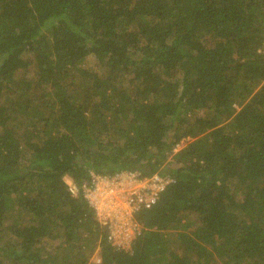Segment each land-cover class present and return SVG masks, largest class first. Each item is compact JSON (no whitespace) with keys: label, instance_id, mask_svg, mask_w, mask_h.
<instances>
[{"label":"trees","instance_id":"1","mask_svg":"<svg viewBox=\"0 0 264 264\" xmlns=\"http://www.w3.org/2000/svg\"><path fill=\"white\" fill-rule=\"evenodd\" d=\"M186 136L117 248L65 175L150 174ZM99 237L89 264H264V0H0V264Z\"/></svg>","mask_w":264,"mask_h":264},{"label":"built area","instance_id":"2","mask_svg":"<svg viewBox=\"0 0 264 264\" xmlns=\"http://www.w3.org/2000/svg\"><path fill=\"white\" fill-rule=\"evenodd\" d=\"M171 180L160 172L143 174L138 169H126L117 173L91 170L82 182L73 177L66 182L73 195L82 194L95 209L101 230L107 232L111 243L129 249L141 233L136 212L155 204Z\"/></svg>","mask_w":264,"mask_h":264},{"label":"rangeland","instance_id":"3","mask_svg":"<svg viewBox=\"0 0 264 264\" xmlns=\"http://www.w3.org/2000/svg\"><path fill=\"white\" fill-rule=\"evenodd\" d=\"M82 66L85 68H88L90 70H96V71H100V72L108 71L107 66L104 64H101L99 62L98 58L94 54H89L87 56L86 60L84 61V63L82 64ZM31 73H33V71ZM27 76H28V74L27 75H20L19 78L23 79L25 77V79H26ZM29 76H30V78L34 77V73L32 75L30 74ZM127 83L132 84V80H129V78H128L126 84ZM26 91H27L28 95L30 96V98H32L34 96V91L32 90V88L26 87ZM192 140H193V137H190V136H186L183 139H181L180 142H178L176 144V146L173 148V150H171L169 152L167 158H165V160H163L161 167L158 170L154 171L153 173H156V172L159 173L161 171H165L166 169H164V168L170 167V165L176 167L179 164V162L177 161V157H176L175 153L177 151H179L180 149H182L183 147H185ZM64 178L67 181V180L71 179V175H65ZM190 219H191V217H190ZM193 220H194V217H192L191 221H193ZM184 222H186V219H184ZM176 231H177L176 229H172V228L169 229V234L171 235V237L173 239L171 246L175 245V248L179 244V242H178L179 238L177 237ZM100 241H101V239L99 237V238L95 239V242H93L91 244V246H86V245L83 246L82 252L86 256H89L88 264L92 261H97V259L100 257V254H99L100 248H101L100 247ZM52 243H54V242H52ZM218 260L220 261V259H218ZM221 262L222 261H220V264H221Z\"/></svg>","mask_w":264,"mask_h":264},{"label":"clouds","instance_id":"4","mask_svg":"<svg viewBox=\"0 0 264 264\" xmlns=\"http://www.w3.org/2000/svg\"><path fill=\"white\" fill-rule=\"evenodd\" d=\"M72 177V176H71Z\"/></svg>","mask_w":264,"mask_h":264}]
</instances>
